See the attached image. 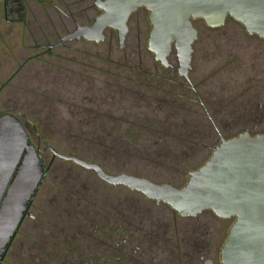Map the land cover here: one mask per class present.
<instances>
[{
  "label": "rangeland",
  "instance_id": "obj_1",
  "mask_svg": "<svg viewBox=\"0 0 264 264\" xmlns=\"http://www.w3.org/2000/svg\"><path fill=\"white\" fill-rule=\"evenodd\" d=\"M93 1L23 0L27 21L10 22L5 0H0V115L10 113L20 120L44 168H49L30 210L34 218L24 219L2 264H14L12 252L20 243H24L26 253L25 239L34 240L39 233L48 238L52 230L48 231L50 224L56 220L55 212L61 206L69 207L70 201L77 206L76 190L86 192L87 200L98 206L128 199L131 206L141 208L146 221L149 216L175 217L179 224L194 221L182 219L166 204H156L137 191L113 187L90 169L52 156V151L73 155L97 163L111 174L128 171L146 175L154 182L180 187L189 172L201 166L219 143L214 128L209 130L208 137L207 130L205 134V129L199 128L202 124L194 123L206 139L192 160L155 167L128 156L125 151L103 148L96 143L97 127L110 128L114 124L111 116L122 114L128 105L127 100L120 99L126 89L157 96L154 88L142 86L140 82L146 81L145 72H159V65L147 50L150 25L148 11L143 7L130 15L121 47L115 31L106 30L101 42L73 39L48 48L74 29L72 20L63 12L73 13L81 25L89 24L98 13ZM192 25L198 31V39L194 44L189 78L220 135L224 139L237 136L244 127L255 123L240 117L248 107L246 100L253 101V109L258 110V104L264 109V39L247 34L242 24L230 17L219 27H207L202 19H196ZM124 95L128 96L125 92ZM178 101L175 103L183 110L201 109L195 101L192 110L185 108L188 107L186 102ZM157 113L162 117L171 111L161 104ZM205 120L209 124L206 117ZM263 131L264 122L257 129L250 128L251 136ZM199 217L207 226L217 228L209 257L214 264H221L219 250L233 219H217L209 211ZM41 223L47 230L41 232ZM177 264L184 263L179 259Z\"/></svg>",
  "mask_w": 264,
  "mask_h": 264
},
{
  "label": "water",
  "instance_id": "obj_2",
  "mask_svg": "<svg viewBox=\"0 0 264 264\" xmlns=\"http://www.w3.org/2000/svg\"><path fill=\"white\" fill-rule=\"evenodd\" d=\"M7 19L23 20L21 0H6ZM100 12L89 25H76L55 46L67 40L100 42L104 31H115L118 46L128 32V19L138 8L148 11L150 29L147 50L167 66L172 48L178 74L187 77L192 45L197 37L192 20L202 19L218 27L227 16L240 22L248 33L264 37V0H95ZM52 156L90 169L112 185H123L155 203L168 205L181 217L205 210L233 219L219 250L221 264H264V132L254 136L245 129L214 146L210 156L189 172L186 182L175 187L125 172L108 174L94 162L52 151ZM43 164L20 120L0 115V258L16 231L27 203L37 191Z\"/></svg>",
  "mask_w": 264,
  "mask_h": 264
},
{
  "label": "flooded vegetation",
  "instance_id": "obj_3",
  "mask_svg": "<svg viewBox=\"0 0 264 264\" xmlns=\"http://www.w3.org/2000/svg\"><path fill=\"white\" fill-rule=\"evenodd\" d=\"M21 3L25 10L23 20L27 21V10L23 0H21ZM99 12L100 10L98 9ZM63 13L72 20L74 29L76 25H81L76 21L73 13ZM195 20H192V22ZM196 32L197 37L192 45L191 61L194 44L198 39V31L196 30ZM247 34L264 39V37H260L255 33L247 32ZM57 42L48 45V48L56 47L55 44ZM158 65L159 72L154 74L145 72L146 81L142 80L140 83L152 85L157 93V99L160 105L169 106L168 111L177 112L182 110V106L175 103L178 100H181L180 102L178 101L179 103L186 102L188 107H185L192 109L193 106L191 107V105L196 100L197 104L203 110L205 117L208 119V126L216 130L220 141V137L222 136L218 132L213 119L207 113L206 106L197 95L196 88L189 78L188 74L191 69V62L187 77L179 75L177 71V57L174 48H172L167 56V66L162 65L160 62H158ZM246 101L248 102V107L245 108L240 117L244 118L248 123L255 122L252 126H246L243 129V131L246 129L249 135H251L250 128L257 129L264 122V109L262 104H258L259 109L255 110L253 109V101L250 99ZM99 126L106 127V125ZM261 133L256 132L255 135ZM48 169H43L37 191L27 203L19 225L0 258V264L3 263L9 248L13 245L24 219L26 217L34 218L30 210L32 209L34 198L46 178ZM112 186L125 187L123 185ZM74 192L75 195L79 196L77 206L73 205L70 201L67 203L69 207L61 206L55 212L56 220L50 224L51 228L48 231L52 230L47 235L48 238H45L42 233H39L38 238L34 239L35 241L25 239L26 253L23 251L24 243L18 244L16 250L12 252V261L14 264H177L179 259L184 264H214L209 254L213 251V242H215L214 234H218L217 228L207 226L208 223L201 220L199 215L194 217L180 216L185 220H194L192 224H179L175 220V217L167 218L160 216H149L146 221L147 218L141 214V208L131 206L128 199L118 200L116 202H103L98 206L94 201L87 200V198L89 199V195L86 192H79L78 190ZM70 198L68 196L67 200H70ZM205 211L211 212L210 210ZM172 212L174 214L176 213L173 210ZM216 218L223 219L217 216ZM36 225L38 224L35 223ZM40 228L41 232L44 229L47 230V228L43 227L42 223ZM56 230L58 233L53 232ZM209 230L212 233H209Z\"/></svg>",
  "mask_w": 264,
  "mask_h": 264
},
{
  "label": "trees",
  "instance_id": "obj_4",
  "mask_svg": "<svg viewBox=\"0 0 264 264\" xmlns=\"http://www.w3.org/2000/svg\"><path fill=\"white\" fill-rule=\"evenodd\" d=\"M140 85L153 88L152 85L143 83ZM124 92L128 96H125ZM124 92L120 99L127 100L128 105L124 107L122 114L111 116L114 124L110 128L97 127L98 136L95 138L97 144L114 151H125L128 156L153 167L170 166L173 162L179 161L189 162L198 149L204 146L206 130L209 137V130L212 128L205 122V115L199 107L189 109L192 111L182 108L177 111L179 113L171 111L161 117L157 113L161 105L156 94L144 95L130 89ZM163 112L166 111L163 109ZM190 115L193 116L192 119ZM122 123L127 124L122 126ZM194 123H201L202 127L199 128L205 129L203 131L205 134L199 132ZM125 173L150 179L146 175L128 171Z\"/></svg>",
  "mask_w": 264,
  "mask_h": 264
},
{
  "label": "crops",
  "instance_id": "obj_5",
  "mask_svg": "<svg viewBox=\"0 0 264 264\" xmlns=\"http://www.w3.org/2000/svg\"><path fill=\"white\" fill-rule=\"evenodd\" d=\"M11 22V21H10Z\"/></svg>",
  "mask_w": 264,
  "mask_h": 264
}]
</instances>
